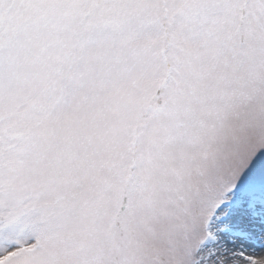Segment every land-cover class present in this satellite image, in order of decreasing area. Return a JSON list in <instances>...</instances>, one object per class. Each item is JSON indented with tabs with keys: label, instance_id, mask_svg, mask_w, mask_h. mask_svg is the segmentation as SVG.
<instances>
[{
	"label": "snow or ice",
	"instance_id": "6c2138e0",
	"mask_svg": "<svg viewBox=\"0 0 264 264\" xmlns=\"http://www.w3.org/2000/svg\"><path fill=\"white\" fill-rule=\"evenodd\" d=\"M0 264H264V0H0Z\"/></svg>",
	"mask_w": 264,
	"mask_h": 264
}]
</instances>
